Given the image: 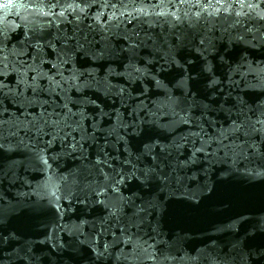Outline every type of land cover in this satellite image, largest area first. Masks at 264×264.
<instances>
[{
  "label": "snow or ice",
  "instance_id": "obj_1",
  "mask_svg": "<svg viewBox=\"0 0 264 264\" xmlns=\"http://www.w3.org/2000/svg\"><path fill=\"white\" fill-rule=\"evenodd\" d=\"M99 2L3 0L0 3V253L6 241L14 240L8 230L14 215L19 213L39 223L47 214L44 205L29 203V193L8 198L3 190L5 179L10 173L14 175L15 169L39 167L45 177L41 187L47 194L40 198H47L48 206L55 207L62 221L54 231L67 233L86 244L93 264L113 261L114 250V264H165L169 256L159 247L162 243L159 227L148 220L162 208L165 195L183 189L181 200L189 209L199 208L204 194L215 191L217 165L229 159L233 167L238 161L245 162L249 178L264 180V103L249 105L238 94L233 95L231 87L225 92L221 86V100L197 105L195 101L189 102L188 93L174 95L155 69L147 64L136 67L129 62L125 72L129 81L146 85L139 95L120 89V108L105 112L93 102V111L89 113L78 101L87 91L99 89L101 82L92 72L82 70L77 61L81 57L98 60L104 56L105 48L97 50L95 45L99 42H94V37L90 39L79 23L89 18L88 9ZM215 4L219 6L216 12H230L239 7L237 16L255 13L264 20V0H215ZM101 6L107 7L106 0ZM194 6L204 7L199 3ZM208 7H212L211 0ZM244 9L250 12L245 13ZM13 10L19 24L7 19ZM101 15L98 12L91 19L99 24ZM69 16L73 19L69 20ZM64 23L74 24L71 32L61 28ZM105 27L100 25V30ZM18 28L23 29V39L9 47L10 34ZM88 29L93 31V25L89 24ZM184 39L180 35L175 37L177 50L184 46ZM200 43L204 45L205 41L202 39ZM163 70L161 65L160 71ZM230 71L227 77L230 86H238L241 81L248 84L246 77L252 74L264 88V66L237 65ZM234 75H239L240 81L233 79ZM10 78H14V84ZM212 83L221 82L214 79ZM177 86L183 88L185 82L180 81ZM106 90L110 94V89ZM10 104L19 114L10 109ZM194 107L199 109V116L193 113ZM212 112L222 114L223 122H218L219 118L210 119ZM162 115L171 117L167 124L160 122ZM105 117L106 129L102 123ZM173 126H186L187 132L161 143L159 131ZM21 147L27 158L15 160L9 156L12 162L6 171L5 155ZM92 148L96 149L94 155ZM77 154L81 165L68 175H58L49 163L62 155ZM62 200L67 204L62 205ZM73 207L81 217L95 213L99 225L96 220L81 217H77L79 223L64 222L66 211ZM260 221L264 231V216ZM86 228L90 231H85ZM108 234L112 239L101 244L99 237ZM47 239L53 249L59 250L58 259L66 256L68 264H81L78 255L70 251L72 244L65 250V244L58 238L48 235ZM13 255L14 264H51L47 257L37 256L30 246L16 248ZM236 256L238 261L232 258L236 264H264V244L258 249L241 250ZM0 264H4L3 259ZM224 264L229 261L225 259Z\"/></svg>",
  "mask_w": 264,
  "mask_h": 264
},
{
  "label": "water",
  "instance_id": "obj_2",
  "mask_svg": "<svg viewBox=\"0 0 264 264\" xmlns=\"http://www.w3.org/2000/svg\"><path fill=\"white\" fill-rule=\"evenodd\" d=\"M104 2L105 0H100L89 8V18L79 23V28L87 32L90 39L94 37V42H99L95 45L97 50L105 48L104 56L98 60L81 57L77 61L83 66L82 70L92 72L101 82L99 89L87 91L78 101L89 113L93 111V102L105 112L120 108V89L133 96L139 95L146 85L140 81H129L125 75L129 62L136 67L143 68L147 64L149 68L155 69L168 87L174 90V95L183 96L188 93L189 102L195 101L197 105H210L214 100H221V86L225 92L231 87L233 95L238 94L249 105L264 103V88L259 86L255 75L246 77L248 84L241 81L238 86H230L227 81L230 70L237 65L251 64L254 68L264 66V20L256 17L255 13L237 16L239 7L230 12H216L215 8L219 6L215 4V0H211L212 7H208L209 0H106L107 7H102ZM198 3L204 7L194 6ZM98 12L103 13L99 24L91 19ZM244 12L248 13L250 10L244 9ZM15 13L16 10H13L7 19L9 23L19 24L20 19ZM68 18L73 19L72 16ZM89 24L93 25V31L88 29ZM100 25L106 26L104 31L100 30ZM73 27L74 24L69 23L61 25L62 29L69 32ZM177 35L185 38L184 46L179 50L174 46ZM22 39L23 29L18 28L10 34L9 47ZM202 39L205 41L204 45L200 43ZM171 59L175 62H167ZM161 65L164 69L162 72ZM10 79L14 84V78ZM214 79L221 83L213 85ZM233 79L240 81V76L234 75ZM180 81L185 82L183 88L177 86ZM106 89H110V94ZM152 99L156 97L153 96ZM148 102L151 103V100ZM10 109L19 114V110L11 104ZM193 113L199 116V109L194 107ZM209 118H219L218 122L221 123L224 120L218 112H212ZM170 119V116L162 115L160 122L167 124ZM102 123L106 129L108 118L105 117ZM186 132V126H173L159 131V139L161 143L167 142ZM20 135H24L23 131ZM56 147L58 150L59 143ZM139 147L142 148L143 145ZM91 152L94 155L96 149L92 148ZM9 156L20 160L26 159L27 153L21 147L19 151L6 154V171L12 162ZM49 163L58 175H68L81 165V160L78 154L62 155ZM231 165V159L217 165L219 171L214 177L215 191L204 194L199 208L187 207V203L180 198L183 191L181 189L175 194L165 195L162 208L149 216V223L159 227V240L162 242L159 247L169 256L165 264H224L225 259L229 264H236L239 259L237 252L258 249L264 244V231L261 230L260 221L264 216V180L249 178L243 161H238L235 167ZM14 172V175L10 173L4 181L3 190L7 197L17 198L18 193L27 192L30 194L29 203L39 202L48 211L39 223L19 213L11 218L8 230L14 240L11 243L6 241L4 250L0 253L4 264H14L13 253L22 246H30L37 256L47 257L51 264H68L66 256L58 259L59 250L52 248L48 235L63 242L65 250L72 244L70 251L78 255L81 264H93L89 259L90 248L86 244L70 238L67 233L54 231L62 221L55 207L48 206L47 198H40L47 195L41 187L45 177L40 168H17ZM33 189L36 193L32 192ZM61 204L66 205L67 201L62 200ZM24 206L27 207L28 204ZM77 217H81V213L73 207L66 211L64 222L79 223ZM81 218L96 220L99 225L95 213ZM145 228L151 231L147 224ZM85 231L90 229L86 228ZM105 239L110 241L111 234L100 236L99 242L103 244ZM53 252L57 254L53 255ZM115 255L116 250L113 252V261H106L104 264H114ZM233 257H236V261Z\"/></svg>",
  "mask_w": 264,
  "mask_h": 264
}]
</instances>
